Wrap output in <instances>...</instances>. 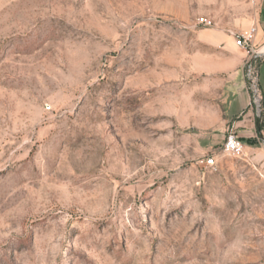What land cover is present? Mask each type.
Here are the masks:
<instances>
[{
  "label": "rangeland",
  "instance_id": "374dc122",
  "mask_svg": "<svg viewBox=\"0 0 264 264\" xmlns=\"http://www.w3.org/2000/svg\"><path fill=\"white\" fill-rule=\"evenodd\" d=\"M252 12V0H0V264H264L261 124L234 159L223 137L205 150L147 115L133 89L175 31Z\"/></svg>",
  "mask_w": 264,
  "mask_h": 264
},
{
  "label": "crops",
  "instance_id": "0c3cea01",
  "mask_svg": "<svg viewBox=\"0 0 264 264\" xmlns=\"http://www.w3.org/2000/svg\"><path fill=\"white\" fill-rule=\"evenodd\" d=\"M253 12L227 25L191 24L175 31L153 53L151 78L135 82L134 92L145 94L144 109L177 130L189 132L210 150L230 131L250 148L256 134L255 110L243 64L246 54L235 44L237 36L256 26L254 48H264V0H252ZM172 36V35H171ZM170 36V37H171ZM264 129V53L257 63Z\"/></svg>",
  "mask_w": 264,
  "mask_h": 264
},
{
  "label": "built area",
  "instance_id": "2783aa9c",
  "mask_svg": "<svg viewBox=\"0 0 264 264\" xmlns=\"http://www.w3.org/2000/svg\"><path fill=\"white\" fill-rule=\"evenodd\" d=\"M197 24L208 28L215 26L214 21L206 17H200L197 20ZM255 35H256V26L252 25L248 29L242 31V33L237 36L235 44L246 54V60L243 64V68L247 76L248 88L250 90L251 98H252V105L254 107L255 114H256V108L259 107L260 115H261L260 101L262 100V94L258 86L257 63L261 58L260 55L263 53L257 51L254 48ZM222 153L234 159H241L244 157L243 142L232 131L231 132L229 131L225 137L224 143L222 145ZM203 160H204L203 164L206 168L210 169L211 171L217 170L218 164L215 155L211 154L206 158H204Z\"/></svg>",
  "mask_w": 264,
  "mask_h": 264
},
{
  "label": "water",
  "instance_id": "95a60500",
  "mask_svg": "<svg viewBox=\"0 0 264 264\" xmlns=\"http://www.w3.org/2000/svg\"><path fill=\"white\" fill-rule=\"evenodd\" d=\"M262 56H263V54L260 55V57H262ZM260 123H261L260 110H259V107H257L256 108V117H255V128H256V131L259 135H261Z\"/></svg>",
  "mask_w": 264,
  "mask_h": 264
},
{
  "label": "bare ground",
  "instance_id": "6f19581e",
  "mask_svg": "<svg viewBox=\"0 0 264 264\" xmlns=\"http://www.w3.org/2000/svg\"><path fill=\"white\" fill-rule=\"evenodd\" d=\"M262 53L264 52V48L262 49V51H261Z\"/></svg>",
  "mask_w": 264,
  "mask_h": 264
}]
</instances>
